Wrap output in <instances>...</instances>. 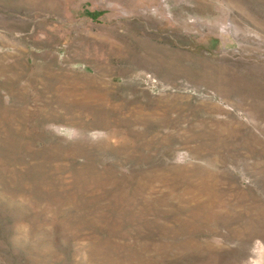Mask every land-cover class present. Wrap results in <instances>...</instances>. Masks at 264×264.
Instances as JSON below:
<instances>
[{
	"label": "rangeland",
	"instance_id": "rangeland-1",
	"mask_svg": "<svg viewBox=\"0 0 264 264\" xmlns=\"http://www.w3.org/2000/svg\"><path fill=\"white\" fill-rule=\"evenodd\" d=\"M0 264H264V0H0Z\"/></svg>",
	"mask_w": 264,
	"mask_h": 264
}]
</instances>
